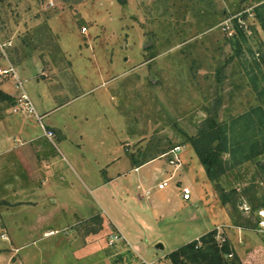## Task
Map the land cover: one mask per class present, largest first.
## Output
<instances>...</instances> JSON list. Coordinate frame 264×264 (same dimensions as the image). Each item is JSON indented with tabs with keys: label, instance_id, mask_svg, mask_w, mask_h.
Returning a JSON list of instances; mask_svg holds the SVG:
<instances>
[{
	"label": "rangeland",
	"instance_id": "1",
	"mask_svg": "<svg viewBox=\"0 0 264 264\" xmlns=\"http://www.w3.org/2000/svg\"><path fill=\"white\" fill-rule=\"evenodd\" d=\"M261 1L0 0V68L34 58L76 88L53 97L50 108L59 107L43 120L53 121L65 138L63 155L56 152L57 173L49 178L63 212L41 224L58 230L36 239L37 232L31 238L9 225L21 247L9 258L12 246L0 237V264H171L169 252L197 234L223 228L218 187L237 205L224 206L228 214L233 211L232 225L251 229L249 241L264 248V153L230 167L215 184L187 143L206 120L227 121L258 104L250 76L264 74V63H254H260L259 49L264 56V33L252 16ZM237 18L245 33L238 45ZM77 91L87 92L60 106ZM48 139L42 142L50 144ZM176 146L180 167L173 171L166 153ZM222 158L231 163L228 154ZM169 176L168 187L156 189ZM178 182L199 198L192 193L183 202ZM159 202L162 211L152 207ZM0 212V221L7 220L1 202ZM88 212L96 214L69 225ZM75 231L79 237L73 239ZM91 233H99L96 245L106 250L73 253L79 246L91 249L92 241L84 239ZM119 234L125 239L107 244ZM217 238L228 240L222 231ZM233 240L243 264H264L261 250L250 255L244 242ZM158 243L162 249L155 248Z\"/></svg>",
	"mask_w": 264,
	"mask_h": 264
},
{
	"label": "crops",
	"instance_id": "2",
	"mask_svg": "<svg viewBox=\"0 0 264 264\" xmlns=\"http://www.w3.org/2000/svg\"><path fill=\"white\" fill-rule=\"evenodd\" d=\"M261 2H264V0ZM38 62L34 60V58H31L29 60L23 61V64H20L19 66L18 64L10 65L9 63H7L1 68H7L8 66L13 67L16 75L23 83V89L25 93L29 96L35 108L37 106L40 112V114H38L43 116V122V120L48 117L51 111L59 107L56 106L54 108H50L53 103V97L63 96L66 92H73V90H75L76 88L74 81L71 86H65L64 83L56 76V74L51 75L52 72L47 73L46 70L43 69L42 64ZM76 81H78V79H76ZM52 85L54 87H52ZM7 86L12 87L13 90L11 92L6 91ZM0 87H5L6 89H2L14 98L18 94V90L14 87V79L12 78V76H5V79L3 81H1L0 77ZM86 92L87 91L80 94L77 91L76 93H79L77 94V96L68 98V100L60 104V106L69 103L74 98L81 96ZM10 107L11 106L4 107L3 111L0 112V202L1 204H3L4 208L7 209L8 215L7 220L4 219L0 221V237L4 240H8L10 246H12V248H9V253L11 254L9 258L14 256L12 255V252L17 251V249L21 247L16 245L15 236L13 235V233H11L13 227H9V225L14 224V228H16L22 234L24 233V236L27 237L28 235H30V237L32 238L34 236H31V232H37L38 236L36 237L38 238L36 239L49 238L52 234H55V231L58 230L57 228H43L41 224L46 223V221L52 220L51 218L54 215L58 216V214H61L63 212V209L61 210V207L59 205H56L57 203H59V200L57 201L59 195L53 194V191L49 186V178L52 174L57 173L55 171V166L58 162V160H56V152L61 153V150L64 149L63 147L65 146V138L61 139L58 136L59 134L55 125H53V121L48 120L45 123L43 122L47 129L53 130L52 132H55L57 135V137H53L52 140L51 138L48 139L47 137L51 144L50 145L46 142H42L43 136L45 138L46 136L43 133H38L39 123L36 118L19 113H14L11 111ZM50 148L52 149V152ZM49 157H51V160L48 159ZM71 157L74 158L72 155ZM151 162L153 161L145 164H149ZM138 167L139 166H136L134 167V169H137ZM164 172L162 173L163 176L166 175ZM59 179L61 180V175L59 176L58 180ZM178 184L180 185V182L177 183V188L179 187ZM56 187L59 188V186ZM144 193L148 198L150 194V188H147ZM192 193L194 198H199L195 190H193ZM46 200H50L49 206ZM155 205L156 204L152 205V207L158 208L160 211L163 210L164 206H162V202H159L158 206ZM95 214L96 213L94 212H88L87 214L78 217L76 221H73L69 225H73L74 223L78 222H84L85 220L90 219ZM217 214L223 224V228H220V231H222L223 235L225 234L226 238L233 246L235 245L233 242V238H235L241 243L244 242L248 246L247 249L248 251L250 250L248 252L250 255L254 252L256 253L257 250H261L262 253H264V248L261 244L252 242L253 240L249 241V238L251 237V229L232 225L230 216L226 212L224 205H222L221 203L220 212H218ZM74 216H76L75 213ZM0 218H2L1 212ZM260 221H264V218L262 217ZM27 224H30L31 226H28ZM32 224L36 225V229H34V226H32ZM104 224L105 221L102 220V226H104ZM113 229L116 230L118 228L114 226ZM213 229L219 228L217 226ZM220 231H218V233ZM203 234L195 235V237L188 240V242L198 239ZM98 235L99 233H91L84 238L85 240H87L86 238H89L92 241L91 249L90 247H88V245H85L79 246V248L77 249L75 248L76 250H73L72 252L76 255L79 254L80 256H89L91 254L99 252L100 250H106L103 248L101 243L100 245L99 243L98 245H96V239ZM72 237L73 239L79 237L76 231L72 233ZM124 239L125 238L122 237V240ZM235 247L237 246H234V250L236 251ZM123 248H125L124 243ZM123 248L121 247V249ZM236 253L239 258L245 263L246 259H244V256L239 253V251H236ZM108 257H112V254H109ZM2 258H4V256L0 254V259ZM14 263L22 264L20 260L12 262L11 264Z\"/></svg>",
	"mask_w": 264,
	"mask_h": 264
},
{
	"label": "trees",
	"instance_id": "3",
	"mask_svg": "<svg viewBox=\"0 0 264 264\" xmlns=\"http://www.w3.org/2000/svg\"><path fill=\"white\" fill-rule=\"evenodd\" d=\"M252 16L262 32L264 33V2L253 7ZM244 13L243 18L246 19ZM238 18L233 20L234 28L240 38L245 39L244 28L238 24ZM259 52L261 53L260 49ZM259 53L260 63H264V56ZM223 68V67H222ZM261 72V71H260ZM252 88L255 91L258 104L237 116L230 117L227 121L206 120L195 135L187 139L191 145L201 166L205 170L208 179L217 184L218 178L223 176L230 167L256 160L264 153V74L250 76ZM260 80V81H259ZM15 98L0 87V104L4 107L12 106ZM167 151H162L161 154ZM223 154L229 155V161H224ZM231 165V166H230ZM262 169L261 166H259ZM219 186V185H218ZM220 203L224 206L236 209L235 201L231 200L222 187L217 188ZM231 193V192H230ZM230 210V218L235 221L233 211ZM234 216V217H233ZM237 221L235 226H242ZM246 226V225H245ZM216 229L210 230L198 239L187 242L175 250L169 252L166 258L171 264H243L235 253L231 243L226 240H218Z\"/></svg>",
	"mask_w": 264,
	"mask_h": 264
},
{
	"label": "built area",
	"instance_id": "4",
	"mask_svg": "<svg viewBox=\"0 0 264 264\" xmlns=\"http://www.w3.org/2000/svg\"><path fill=\"white\" fill-rule=\"evenodd\" d=\"M83 30H85V28H83ZM0 75L12 76V78L14 79V87L18 90V94L15 96V103L10 107L11 111L14 113H19V114H23L27 116L33 115L38 121L40 127L42 128L43 134L48 138H52L53 137L52 130L47 129L45 125L43 124L42 122L43 116L39 115L36 112L32 101L30 100L28 95L24 92L22 81L16 75V72L13 69V67L8 66L7 68H0ZM179 150H180V146H176L175 148L171 149L169 153H166V154L172 155V157L169 159V164L174 167L173 171H176V169L180 167V163H179L180 161L178 157V153L180 152ZM173 173L174 172H172L171 175H173ZM170 178L171 176L159 181L156 184V189L163 190L166 187H168ZM178 188L180 190V197L182 198V200L189 201L191 199V194H192L191 189L188 186H181V184L179 185ZM260 225L263 226L264 228V221H261ZM116 239H122V236L119 235L117 237V236L111 235L108 239V244L110 245V244L115 243Z\"/></svg>",
	"mask_w": 264,
	"mask_h": 264
},
{
	"label": "water",
	"instance_id": "5",
	"mask_svg": "<svg viewBox=\"0 0 264 264\" xmlns=\"http://www.w3.org/2000/svg\"><path fill=\"white\" fill-rule=\"evenodd\" d=\"M178 186H179V184H178ZM156 248H157V249H162L163 246H162L160 243H158V244H156Z\"/></svg>",
	"mask_w": 264,
	"mask_h": 264
}]
</instances>
